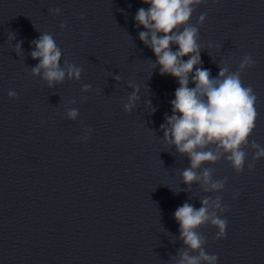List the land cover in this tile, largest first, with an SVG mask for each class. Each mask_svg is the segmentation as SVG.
Wrapping results in <instances>:
<instances>
[{
  "label": "clouds",
  "instance_id": "1",
  "mask_svg": "<svg viewBox=\"0 0 264 264\" xmlns=\"http://www.w3.org/2000/svg\"><path fill=\"white\" fill-rule=\"evenodd\" d=\"M206 0H142L149 5L147 9L137 10L134 20L137 27L144 31L138 33L139 39L154 53L156 60L152 68L159 66V74L175 78L179 87L175 89L174 99L170 101L172 114H165L160 125L163 141L174 148L180 156H186L189 166L181 172L183 183L190 189L197 184L204 193H218L224 190L227 178L215 179L212 165L226 161L237 175L243 173L248 152L254 153L249 171L255 161L264 158V147L255 140H249L256 128L258 112L257 97L251 86H244L241 74L254 65L251 56L242 57L235 72H230L227 65L219 67L216 77L200 67L201 50L199 43V25L203 24L205 14H201L197 24L190 23L197 6ZM53 15H59L60 9H49ZM65 23L60 24L64 29ZM9 40L14 36H8ZM259 43V42H257ZM34 49L30 52L33 60L39 62L31 68L30 75L38 76L49 88L63 84L65 80L81 79L82 68L68 61L61 65L62 50L54 37L41 33L32 41ZM173 46H177L173 51ZM211 47V44L208 45ZM17 55H21V43L15 45ZM185 56L189 57L186 61ZM119 81V75L113 77ZM194 84V87H190ZM124 111L131 112L139 100V87L131 84ZM91 85H84L81 91L87 93ZM10 99L17 97L13 90L8 92ZM86 99V97L84 98ZM75 103V101H69ZM151 105V101H147ZM156 109L152 108V112ZM66 118L75 121L79 110H66ZM43 123V122H42ZM92 129L86 128L85 135L78 139L87 140ZM208 165V166H205ZM178 193V192H176ZM236 195H239L238 193ZM236 197L234 196V199ZM197 209L185 202L174 212V219L179 225V239L183 247L177 250L174 264H217L218 256L209 254L205 245L206 236L200 231L205 226L215 229L217 240L226 235L227 220L222 214L230 209L222 205V197L205 195L200 199Z\"/></svg>",
  "mask_w": 264,
  "mask_h": 264
}]
</instances>
